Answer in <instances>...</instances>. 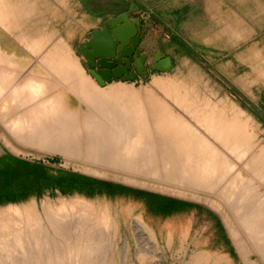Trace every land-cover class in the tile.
I'll use <instances>...</instances> for the list:
<instances>
[{"label":"bare ground","instance_id":"obj_1","mask_svg":"<svg viewBox=\"0 0 264 264\" xmlns=\"http://www.w3.org/2000/svg\"><path fill=\"white\" fill-rule=\"evenodd\" d=\"M10 11L9 3L0 0V26L7 31H12L16 25L11 20L14 14ZM21 39L28 49L39 55L49 73L42 78L19 70L0 48V103L6 96H11L16 106L14 112L2 115L11 135L4 136L6 146L16 154L25 146H33L69 156L107 159L127 168L149 169L153 175H169L197 189H210L223 198V203L237 221L231 226V234L239 244L245 264H264V145L255 150L243 125L236 123L235 119L232 120L236 122H224L221 118H212L211 114L206 118L199 111L190 110L180 99L189 113L197 118V123L212 134V140L199 136L197 128L179 121L168 105L151 103L144 93L129 90L123 82L106 88L96 85L81 66L67 59L68 53L59 45L44 49L40 39L30 44L28 37L22 36ZM52 82L56 86L51 88ZM59 85L67 86L80 100L87 102L91 111L86 112L81 107L72 109ZM4 108L5 105L2 111ZM80 201L84 207L88 206L85 201ZM8 210L7 215H0V230L10 229L19 238L18 246L24 245L20 216H9L17 209L9 207ZM89 210L79 213L74 220L78 229L94 228L95 224L90 221L92 210ZM25 212L29 226L37 216L40 217L32 204L25 208ZM44 212L52 214L54 226L61 230L73 224L64 205L47 207ZM102 222L107 224L105 218ZM135 229L138 238L146 233L157 242L152 228L142 217L135 218ZM94 234L89 235L82 247L86 256L107 245V235L97 240ZM29 237L28 243L39 246L36 236ZM74 246V243L68 246L70 251L75 249ZM38 249L35 248L36 253ZM254 253L257 255L255 259L252 257Z\"/></svg>","mask_w":264,"mask_h":264},{"label":"rangeland","instance_id":"obj_2","mask_svg":"<svg viewBox=\"0 0 264 264\" xmlns=\"http://www.w3.org/2000/svg\"><path fill=\"white\" fill-rule=\"evenodd\" d=\"M70 54L72 56L67 59L72 63L79 64V59L74 52L71 51ZM76 54L83 55L78 47H76ZM81 64L87 66L86 59L81 58ZM90 79L96 85L104 88L122 83L110 82L102 86L95 79L91 77ZM123 83L128 86L129 90L144 93L151 103L168 105L179 121L192 124L197 128L199 136L212 140V134L205 130L204 126L197 123V118H194L189 110L176 99L184 98V105L190 110H197L201 115H204L207 114V106L211 105L210 102H215L218 99L215 94L189 92L187 83L183 84L166 73H160L153 80L149 79L136 85ZM49 86L52 88L56 84L52 82ZM59 87L62 89L61 93H65L66 102L72 109H80L81 107L86 112L91 111L88 103L80 100V97L69 91L67 86L59 85ZM212 95L214 96L212 97ZM9 102L15 108L9 110ZM3 105L5 108L2 111ZM15 109L16 106L11 96H6L0 103V137L3 140L1 143H4L5 135L11 136L2 122L1 113L3 115L14 112ZM259 144L260 140L256 142L257 148ZM8 148L10 149V147ZM18 154L45 163H50L49 159L52 157H58L59 160L53 163L56 166H63L131 187L185 199L198 204V206L183 211L180 213L183 217L174 222L168 220L172 217L171 215H156L148 209L144 202L125 195L95 194L89 196L78 192L63 194L56 191L54 194L45 192L42 196H29L19 201L0 204V215H7L9 207L17 209L15 210L16 213H10L9 216H20L19 221L23 228L21 234L23 237H21L22 242H25L24 245L21 244L22 247L21 245L18 246L19 238L16 237L15 233L13 234L8 228L7 231L3 229L5 232L0 230V234H3V236L0 235V256L3 258L0 257L2 260H0V264H245L238 247L239 244L231 234V226L236 225L237 221L229 212L227 205L223 203V198L210 189H197L190 183L176 180L172 176L153 175L149 169L146 171L135 168V170L124 167V165H115L107 159L105 161L99 158L87 159L69 156L60 151L41 150L33 146H25ZM244 174L248 175L246 171ZM80 200L85 201L88 206L84 207ZM30 204H32L34 211L40 215V217L34 218V221L32 220L33 223L35 221L36 223H31V226L28 222L29 217L25 214V208ZM61 205L66 207L65 213L70 214L69 218L72 223L79 216V213L81 215L82 212H88L91 209L90 221L95 224L94 228L91 230L87 227L86 230H80L74 223L63 227L64 230L54 226L52 214H47L44 210L47 207L52 208ZM136 217L145 219L152 228L157 242L153 241L146 233L141 236L143 239L140 236L137 237L135 231ZM31 218L32 216H30ZM104 218L107 220V224L102 222ZM79 233L80 239L78 238ZM92 234L97 240L102 235H107V245L102 246V250L98 248L91 255L86 256L82 247L85 246L84 243ZM30 235L39 239V246L33 247L32 244L28 243ZM73 243L76 244L74 246L75 251L73 249L70 251L68 246L73 245ZM78 244L80 245L78 246ZM76 247H79L78 250ZM35 248H39L38 253L35 252ZM33 257L36 259L33 260ZM252 257L255 259L257 255L254 253Z\"/></svg>","mask_w":264,"mask_h":264},{"label":"crops","instance_id":"obj_3","mask_svg":"<svg viewBox=\"0 0 264 264\" xmlns=\"http://www.w3.org/2000/svg\"><path fill=\"white\" fill-rule=\"evenodd\" d=\"M6 1L16 25L12 31L0 26V48L19 70L42 78L49 73L39 55L25 46L21 37L26 36L28 44L40 39L44 48L59 45L68 53V58L74 52L79 64L74 63L94 79L87 66L81 64V58H85L76 54V47L79 48L91 30L102 28L106 19L129 11L132 17L140 16L142 23L149 26L145 44L149 62L161 50L172 57L173 69L163 72L149 66L147 78L137 76L135 80L111 82L136 85L153 80L160 73L170 74L187 83L189 92L215 94L218 99L207 106L206 118L211 114L212 118H221L224 122L236 120L252 138L255 150L264 145V0ZM13 108L9 102L8 109ZM2 144L0 157L10 152L41 161L16 154ZM53 163L45 164L63 167ZM45 192L50 194L48 189ZM182 217L177 214L168 220L176 222Z\"/></svg>","mask_w":264,"mask_h":264},{"label":"trees","instance_id":"obj_4","mask_svg":"<svg viewBox=\"0 0 264 264\" xmlns=\"http://www.w3.org/2000/svg\"><path fill=\"white\" fill-rule=\"evenodd\" d=\"M52 157L50 162H57ZM48 189L50 194L59 190L63 194L83 193L132 196L144 202L148 209L162 216L182 213L198 204L173 196L135 188L83 172L53 167L42 161H32L7 152L0 157V204L19 201L32 194L42 196Z\"/></svg>","mask_w":264,"mask_h":264},{"label":"water","instance_id":"obj_5","mask_svg":"<svg viewBox=\"0 0 264 264\" xmlns=\"http://www.w3.org/2000/svg\"><path fill=\"white\" fill-rule=\"evenodd\" d=\"M149 26L140 16L124 11L106 19L102 28L93 29L79 43V50L86 58L87 70L102 86L113 80L147 78L150 55L145 52ZM153 70L170 72L171 56L158 50L152 57ZM3 144L0 142V149Z\"/></svg>","mask_w":264,"mask_h":264},{"label":"flooded vegetation","instance_id":"obj_6","mask_svg":"<svg viewBox=\"0 0 264 264\" xmlns=\"http://www.w3.org/2000/svg\"><path fill=\"white\" fill-rule=\"evenodd\" d=\"M85 59H86V58H85ZM152 64H153V61H150V63H148V68H149V66L151 67Z\"/></svg>","mask_w":264,"mask_h":264}]
</instances>
